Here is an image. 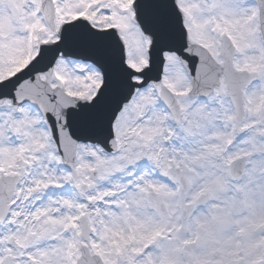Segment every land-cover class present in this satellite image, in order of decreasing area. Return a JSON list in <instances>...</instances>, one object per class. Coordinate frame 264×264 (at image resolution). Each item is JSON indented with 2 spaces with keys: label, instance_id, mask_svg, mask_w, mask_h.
I'll use <instances>...</instances> for the list:
<instances>
[{
  "label": "snow or ice",
  "instance_id": "snow-or-ice-1",
  "mask_svg": "<svg viewBox=\"0 0 264 264\" xmlns=\"http://www.w3.org/2000/svg\"><path fill=\"white\" fill-rule=\"evenodd\" d=\"M0 264H264V0H0Z\"/></svg>",
  "mask_w": 264,
  "mask_h": 264
}]
</instances>
